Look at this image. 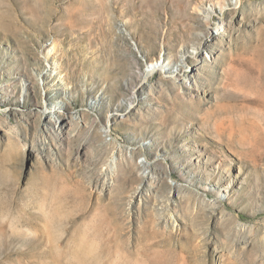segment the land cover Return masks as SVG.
<instances>
[{
  "label": "rangeland",
  "instance_id": "374dc122",
  "mask_svg": "<svg viewBox=\"0 0 264 264\" xmlns=\"http://www.w3.org/2000/svg\"><path fill=\"white\" fill-rule=\"evenodd\" d=\"M0 264H264V0H0Z\"/></svg>",
  "mask_w": 264,
  "mask_h": 264
},
{
  "label": "bare ground",
  "instance_id": "6f19581e",
  "mask_svg": "<svg viewBox=\"0 0 264 264\" xmlns=\"http://www.w3.org/2000/svg\"><path fill=\"white\" fill-rule=\"evenodd\" d=\"M216 4H218V2H216ZM208 39V38H207ZM193 49L191 50V54L193 55V56H200L201 55V52H200V50H199V47H197V46H193L192 47ZM180 68H182L181 66H178V65H172V66H170V67H167V71H169V72H172V73H174V72H177Z\"/></svg>",
  "mask_w": 264,
  "mask_h": 264
}]
</instances>
